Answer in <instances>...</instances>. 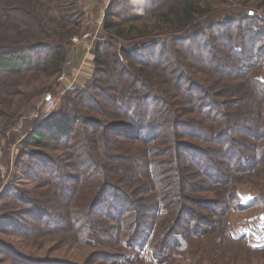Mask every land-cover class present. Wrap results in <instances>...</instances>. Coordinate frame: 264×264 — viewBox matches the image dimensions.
I'll use <instances>...</instances> for the list:
<instances>
[{"label":"trees","instance_id":"obj_1","mask_svg":"<svg viewBox=\"0 0 264 264\" xmlns=\"http://www.w3.org/2000/svg\"><path fill=\"white\" fill-rule=\"evenodd\" d=\"M248 2L110 0L93 77L23 139L41 147L48 137L61 148L60 156L23 148L19 159H31L28 178L59 205L27 200L25 232L6 231L14 222L0 216V232L56 240L71 228L79 246L95 249L77 261L0 239L13 264H132L148 247L158 264L198 248L216 260L232 250L264 256V243L250 246L227 223L232 211H255L264 227V80L256 73L264 13L252 10L264 12V0ZM221 3L242 8L222 18ZM86 20L81 0H0V77L57 83ZM42 93L27 96L22 116ZM239 185L259 193L244 203Z\"/></svg>","mask_w":264,"mask_h":264},{"label":"rangeland","instance_id":"obj_2","mask_svg":"<svg viewBox=\"0 0 264 264\" xmlns=\"http://www.w3.org/2000/svg\"><path fill=\"white\" fill-rule=\"evenodd\" d=\"M251 3H254V0H249L247 4ZM219 7L221 8L219 16L222 18H229L233 9L238 7L242 8L238 3L233 7H230L226 3H221ZM262 9L263 8L252 10L257 11L258 14L261 15L264 13ZM104 17L105 14L102 13L100 15L96 13L91 16L92 19H89V23H87L88 19L85 21L84 31L83 28H81L80 32L82 33L83 31L84 33L72 37L73 45L71 46L70 56L77 45L73 42L74 37H79L82 42L81 44L87 48L86 51L92 53L94 46L93 42L97 39V35H101L103 32L102 24L104 22ZM97 25L99 26V30ZM65 72L68 75L67 84H65L67 80L62 79L63 73L57 78V83L55 82V84H53V79H51L50 86L40 85L35 80L28 82L27 80L29 79L25 77L11 79L3 75L0 77V216L6 214L10 215L15 225L13 227L9 225L4 227V229H8L6 231L17 232L18 229H20L19 231L25 232V228L32 225L31 222L33 221H31V215H29L30 205L26 201L31 200L33 196H39V200H49L52 198L53 204L59 205L57 198H53V194L49 190L46 191L47 187H37V184H35L36 181L28 178L27 173L30 171L29 166H31V159L25 156V159H23L25 162L24 164L23 162L21 163L19 159L23 155V148L26 151L37 150L51 156H60L62 153L61 148H58V143H53L48 137L46 141L50 142L49 145L41 147L33 145L24 146L23 139L27 137V133L31 130L35 119L42 114L47 115L44 107L47 95H50V98L55 100L56 106L54 110H57L64 93L68 89L72 90L85 87L94 73V71H86L80 75L78 83L72 84L71 80L72 77L75 76V73L71 74L68 69ZM256 73L260 79L264 80L263 64L258 68ZM69 82L72 84L71 86ZM56 84H58V86H56ZM34 89H36V93L43 91L42 95L44 99L40 100L41 103H37V107L33 112L26 113L25 116H22L21 112L26 105L27 96H30ZM38 118L40 119V117ZM238 190L244 203H248L259 193L258 190L251 189L246 185H239ZM41 193L43 194L41 195ZM16 195H19L23 200L18 199ZM36 206L45 207V205L40 202H38ZM258 213L259 212L256 213L255 211L247 213L232 211L227 220L228 226L235 237L239 238L246 236L247 243L255 247H261L264 243L263 215L258 218ZM72 230L73 229L70 228L67 230L69 231L68 233H64L63 235L62 233L58 234L57 237H55L56 240H49L47 237L33 239L35 236L23 239V236L4 233L3 231L0 232V239L15 245L20 250L24 251V253L38 256L50 255L52 257H64L82 261L95 248L79 246L77 237ZM202 245L203 243H201L200 247ZM206 245L209 246L208 244ZM119 248L120 246L118 245L116 250ZM1 250L2 247H0V251ZM2 252L3 251L0 253V264L15 263L6 252ZM5 256L10 259L5 258ZM140 256L141 259H134L132 264H158L149 247L145 248ZM181 258L171 259V262L167 264H264V256L257 259L252 252L245 253L235 250H232L229 257L220 258L218 260L211 255V249L201 248H198V251L193 253V255H190L188 250Z\"/></svg>","mask_w":264,"mask_h":264},{"label":"crops","instance_id":"obj_3","mask_svg":"<svg viewBox=\"0 0 264 264\" xmlns=\"http://www.w3.org/2000/svg\"><path fill=\"white\" fill-rule=\"evenodd\" d=\"M81 3L87 14V23H89V19H92V15H95L96 13L100 15L102 13L105 14L110 0H81ZM82 46L83 44H80L79 46L76 45L69 58L67 69L71 74H76L80 67L82 74L85 73L90 68V65L92 64V61L94 59V55L86 51L87 48ZM67 83L68 80L65 81V84Z\"/></svg>","mask_w":264,"mask_h":264},{"label":"built area","instance_id":"obj_4","mask_svg":"<svg viewBox=\"0 0 264 264\" xmlns=\"http://www.w3.org/2000/svg\"><path fill=\"white\" fill-rule=\"evenodd\" d=\"M102 23V21H101ZM73 42H75V44L79 45L81 44L82 42L80 41L79 37H74L73 38ZM82 74L81 72V67L79 68L78 72L75 74L74 77H72V80H71V83L74 84V83H78V80L80 79V75ZM67 77L68 75L66 74V72L62 75V79H66L67 80ZM69 82V85L71 86V84ZM55 100L53 98H50V99H45V112L46 114H50L54 109H55Z\"/></svg>","mask_w":264,"mask_h":264},{"label":"water","instance_id":"obj_5","mask_svg":"<svg viewBox=\"0 0 264 264\" xmlns=\"http://www.w3.org/2000/svg\"><path fill=\"white\" fill-rule=\"evenodd\" d=\"M251 13H252V12H251ZM50 97H51L50 95H47V96H46V99H50Z\"/></svg>","mask_w":264,"mask_h":264}]
</instances>
